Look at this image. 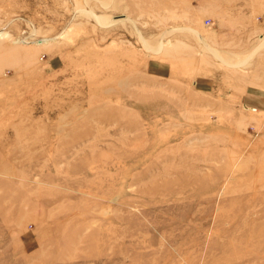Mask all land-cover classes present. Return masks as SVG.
I'll return each instance as SVG.
<instances>
[{
  "label": "rangeland",
  "instance_id": "obj_1",
  "mask_svg": "<svg viewBox=\"0 0 264 264\" xmlns=\"http://www.w3.org/2000/svg\"><path fill=\"white\" fill-rule=\"evenodd\" d=\"M0 35V264H264V0H0Z\"/></svg>",
  "mask_w": 264,
  "mask_h": 264
},
{
  "label": "bare ground",
  "instance_id": "obj_2",
  "mask_svg": "<svg viewBox=\"0 0 264 264\" xmlns=\"http://www.w3.org/2000/svg\"><path fill=\"white\" fill-rule=\"evenodd\" d=\"M1 36V35H0ZM42 43V42H41Z\"/></svg>",
  "mask_w": 264,
  "mask_h": 264
}]
</instances>
